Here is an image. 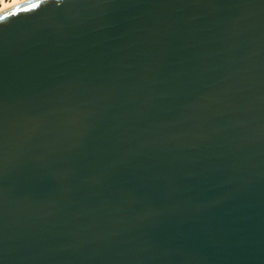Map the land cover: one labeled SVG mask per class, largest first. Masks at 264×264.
<instances>
[{
	"label": "water",
	"instance_id": "water-1",
	"mask_svg": "<svg viewBox=\"0 0 264 264\" xmlns=\"http://www.w3.org/2000/svg\"><path fill=\"white\" fill-rule=\"evenodd\" d=\"M0 17V264H264V0Z\"/></svg>",
	"mask_w": 264,
	"mask_h": 264
},
{
	"label": "bare ground",
	"instance_id": "bare-ground-1",
	"mask_svg": "<svg viewBox=\"0 0 264 264\" xmlns=\"http://www.w3.org/2000/svg\"><path fill=\"white\" fill-rule=\"evenodd\" d=\"M25 1L27 0H1L0 1V13L14 6H17Z\"/></svg>",
	"mask_w": 264,
	"mask_h": 264
},
{
	"label": "snow or ice",
	"instance_id": "snow-or-ice-1",
	"mask_svg": "<svg viewBox=\"0 0 264 264\" xmlns=\"http://www.w3.org/2000/svg\"><path fill=\"white\" fill-rule=\"evenodd\" d=\"M39 7V4H31L28 8L23 9L24 11H31L33 9H37ZM0 19H6V17H0Z\"/></svg>",
	"mask_w": 264,
	"mask_h": 264
}]
</instances>
